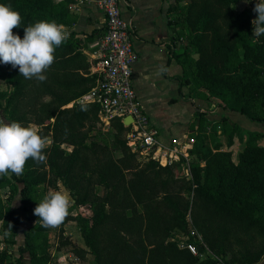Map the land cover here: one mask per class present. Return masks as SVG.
Wrapping results in <instances>:
<instances>
[{
  "label": "trees",
  "instance_id": "1",
  "mask_svg": "<svg viewBox=\"0 0 264 264\" xmlns=\"http://www.w3.org/2000/svg\"><path fill=\"white\" fill-rule=\"evenodd\" d=\"M240 1L174 0L168 15L176 40L189 38L176 58L184 71V84L212 95L227 112L264 123V34L252 36L249 12L235 10ZM74 2L0 0L20 13L21 25L13 33L22 39L24 27L40 20L70 27L76 20L69 9ZM189 47L196 49L197 59L188 53ZM54 55L44 82L25 79L18 68L0 63V81L13 86L12 91H0V111L9 121L39 126L38 134L50 139L43 150L45 163L30 158L22 175L0 177V189L9 186L13 196L0 198V231L4 236L8 224L13 226L11 234L4 236L9 245H16L19 234L24 235L19 257L5 250L0 252L1 264H24L26 255L30 264L52 262V228L37 223L34 209L41 201L36 199L40 186L59 190L60 185L68 190L73 204L57 228L58 250L71 249L82 258L87 254L66 235L65 226L74 222L93 255L92 264H260L264 256V147L253 143L264 135L249 133L250 145L235 164L232 153L222 145L210 147L204 141L207 122L203 124L206 115L202 113L195 138L201 132L203 138L191 150V177L179 176L182 163L162 165L154 159L142 165L145 161L126 140L130 128L122 121H113L112 130L93 136L99 105L80 99L95 87L97 76L91 74L79 41L69 35ZM222 120L233 127L228 138L232 147L234 138L242 140V134L228 118ZM107 135L111 141L101 142ZM17 185H22L20 190ZM18 194L21 206L16 209L12 202ZM17 210L35 222L26 231ZM190 225L196 232L192 237ZM176 234L190 237L189 244L202 253L208 249L213 256L193 255L180 246Z\"/></svg>",
  "mask_w": 264,
  "mask_h": 264
},
{
  "label": "crops",
  "instance_id": "2",
  "mask_svg": "<svg viewBox=\"0 0 264 264\" xmlns=\"http://www.w3.org/2000/svg\"><path fill=\"white\" fill-rule=\"evenodd\" d=\"M61 1L55 0L56 3ZM119 1L124 19L131 24L133 45L139 56L134 66L133 87L163 145H190L199 133L195 130L202 124V113L206 115L203 124L209 122L212 126L223 117L234 121L241 118L240 114L218 107L216 102L206 97L203 90H193L183 83L184 71L176 58L181 46L168 15L169 6L174 0ZM69 9L76 20L66 30L79 41L80 51L87 56L92 68L100 41L106 32V18L98 9L97 0H75ZM12 207L20 208L13 202ZM21 211L17 210V218ZM34 224L26 218V228H21L26 231ZM23 245L24 235L21 233L17 237V244L11 246L19 248ZM13 251L8 252L17 257ZM62 251L58 250L57 245L51 250L52 262L57 261L59 257L55 260V256L62 255ZM260 264H264V259H261Z\"/></svg>",
  "mask_w": 264,
  "mask_h": 264
},
{
  "label": "clouds",
  "instance_id": "3",
  "mask_svg": "<svg viewBox=\"0 0 264 264\" xmlns=\"http://www.w3.org/2000/svg\"><path fill=\"white\" fill-rule=\"evenodd\" d=\"M253 12L258 18L251 21L252 36L259 37L264 34V0H258ZM21 21L20 13L14 11L10 4H0V63L18 68L25 79L35 78L44 82L47 79L44 73L54 63L56 48L68 39L69 33L55 20H40L24 27L22 39L13 33ZM48 143V138L38 134L35 125L24 126L20 122H6L0 118V177L22 175L30 158L37 164L45 163L47 157L43 150ZM72 203L67 189L49 190L34 209V215L39 218L37 223L46 228L57 227L69 214ZM12 227L8 224L5 237L11 234Z\"/></svg>",
  "mask_w": 264,
  "mask_h": 264
},
{
  "label": "built area",
  "instance_id": "4",
  "mask_svg": "<svg viewBox=\"0 0 264 264\" xmlns=\"http://www.w3.org/2000/svg\"><path fill=\"white\" fill-rule=\"evenodd\" d=\"M97 6L106 18V32L91 68V74L97 76V83L80 102L99 105V124L104 131L112 130L115 120L124 124V120L131 118L129 126L124 124L130 128L126 140L140 160L157 159L162 165L183 162L188 165L186 174L190 176L191 150L196 139L186 146H165L159 141V133L152 127L149 114L133 87L134 66L139 56L133 45L131 24L124 19L119 0H97ZM182 248L200 258L213 256L208 249L202 253L189 243H184ZM50 264H82V260L76 254H67L63 260Z\"/></svg>",
  "mask_w": 264,
  "mask_h": 264
},
{
  "label": "rangeland",
  "instance_id": "5",
  "mask_svg": "<svg viewBox=\"0 0 264 264\" xmlns=\"http://www.w3.org/2000/svg\"><path fill=\"white\" fill-rule=\"evenodd\" d=\"M258 2V0H241L237 5H236V12L237 13H242L244 11H248L249 12V15L251 16V21L256 19V13L253 12V9L256 5V3ZM251 28L253 29V25L251 23ZM188 36L187 37H183L179 43H180V50L184 51V43H186L185 41H188ZM188 53L194 58V59H197L198 58V54L196 53V49L194 47H189L188 48ZM0 84H3V85H0V91H12L13 90V86H9L8 84H6L5 82L3 81H0ZM204 93V92H203ZM206 96H208L209 98L213 99V96H209L208 94H206ZM234 117H238L237 114H233ZM240 117V116H239ZM0 118H3L6 120H8V116L5 112L3 111H0ZM223 118H226V117H223ZM222 118V119H223ZM219 120L218 123L216 124L215 123L213 126L207 122L205 124V126L203 127V130L205 133H207V135L204 136V141L207 142V144L210 146V147H214L216 144H220L223 146V150L224 151H229L232 153V160L235 164H238L240 162V154L244 151L245 148H247L250 144H249V137H250V134L251 132L253 133H260L262 135H264V123H257V122H251L249 119H247V117L241 115V118L238 119V121H234L232 119H229L230 123L232 124H236L239 129H238V133H241L242 134V140L239 139L237 136L234 138V145L232 147H228V138L229 136L231 135L232 133V126L228 123L224 124L223 120ZM250 121L254 126H252V124H250L248 121ZM34 125V124H33ZM226 125V127H225ZM36 126V130L37 132L40 130V127L35 125ZM104 131L102 127H100V124L98 123L97 124V130L94 132L93 136L97 137L98 136V133L101 132V131ZM104 132H107V131H104ZM103 132V133H104ZM102 133V132H101ZM101 135H104V134H101ZM193 137V136H192ZM104 139H101V142L104 143V141H111V137H109L107 135V137H103ZM203 138V134L201 132V134H199V136H197V139L199 141V139L202 140ZM196 140H195V143H196ZM48 145L46 147H48L50 145V139L48 138ZM194 143V144H195ZM193 144V146H194ZM192 146V148H193ZM253 146H259V147H264V138H260L259 140H257L255 143H253ZM63 148L67 151H71V147L68 146V145H64ZM116 156L117 157H120L121 156V153L120 152H117L116 153ZM193 158L192 154H191V159ZM184 160V159H183ZM191 162V161H190ZM142 165L146 164L147 162H140ZM188 165H185L181 164V168L182 170H180V173H179V176L180 177H183V176H186V177H191V175H187V170H188ZM202 166H205L204 163L202 164ZM189 168H191V164H189ZM182 174V175H181ZM17 187L19 188V190L21 189L22 185H17ZM60 189H65L62 185H60L59 187V190ZM10 187L9 186H6L4 188H2L0 190V198L4 199V200H7L9 197H13L11 196V191H10ZM49 190L45 189L44 186H40L38 189H37V192H36V199L39 201V200H42L43 197L47 194ZM98 193L100 195L103 194V190L102 188H98L97 189ZM13 204H16L17 206H21V195H18V198H15L14 201H13ZM73 204V203H72ZM71 204V205H72ZM90 215H92L91 212H89ZM18 219H20V224H21V227L22 228H26V218H25V212L21 211L19 212L18 214ZM188 221L191 223V220L190 218L188 219ZM1 227V226H0ZM68 227V229H66ZM67 227L65 228V231H66V235H68L70 237V240L74 243V245L78 246V247H81L82 249H84L85 251H87V254L85 255L84 258L80 257L81 260H82V264H92V261H93V255L89 252V249L85 246V243H84V240H83V237L81 235V232L79 230V227L75 224V223H70L67 225ZM57 227L55 228H52L51 229V232H50V240H51V244H50V249L53 250L54 248H56V245L58 243V239H57V236H56V233H57ZM190 231H191V234H190V237L193 236V233L196 234L195 231H193V227L192 225H190ZM198 236V235H197ZM188 236H185V235H182V234H176L175 235V239L178 240V242L180 243V246L183 247L184 243H188L189 242V238ZM199 239H201L202 237L199 235L198 236ZM18 242H19V239H18ZM3 248V249H1ZM14 250L13 252L15 253V255H17V257H19V248L17 247H14V246H11L9 244H7V242H5V237L2 235L1 231H0V252H3V251H11V250ZM62 255L59 254L57 256H55V260L56 258H58L57 260L60 261V259H64V256H67V254H76L74 253L71 249H63L62 251ZM61 255V256H60ZM77 255V254H76ZM79 256V255H78ZM54 260V259H53ZM85 260V261H84ZM24 264H30V258L29 256L27 255L25 260H24ZM222 264V263H221Z\"/></svg>",
  "mask_w": 264,
  "mask_h": 264
},
{
  "label": "water",
  "instance_id": "6",
  "mask_svg": "<svg viewBox=\"0 0 264 264\" xmlns=\"http://www.w3.org/2000/svg\"><path fill=\"white\" fill-rule=\"evenodd\" d=\"M132 122V119L131 118H128V119H126V120H124V124L126 125V126H129V124ZM200 249V248H199ZM0 264H1V261H0Z\"/></svg>",
  "mask_w": 264,
  "mask_h": 264
}]
</instances>
